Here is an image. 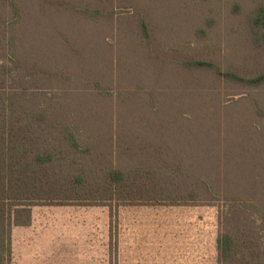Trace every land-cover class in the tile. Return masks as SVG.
<instances>
[{
    "label": "rangeland",
    "instance_id": "1",
    "mask_svg": "<svg viewBox=\"0 0 264 264\" xmlns=\"http://www.w3.org/2000/svg\"><path fill=\"white\" fill-rule=\"evenodd\" d=\"M16 1L15 21L0 0V90L61 122L57 143L76 134L85 149L63 142L68 162L94 178L160 168L205 197L33 205L11 264H219L226 229L264 249V217L239 199L264 209V83L242 81L264 73L251 24L264 0ZM198 176L228 196H206Z\"/></svg>",
    "mask_w": 264,
    "mask_h": 264
},
{
    "label": "trees",
    "instance_id": "2",
    "mask_svg": "<svg viewBox=\"0 0 264 264\" xmlns=\"http://www.w3.org/2000/svg\"><path fill=\"white\" fill-rule=\"evenodd\" d=\"M10 4L15 13L12 19L16 21L20 17L19 4L16 0H10ZM251 24L255 41H264V5L253 12ZM143 28L147 31L145 24ZM189 66L234 77L208 61L195 60ZM242 81L261 85L264 73ZM58 123L61 122L51 118L46 110L17 104L14 96L0 90V264H11L13 229L31 224L33 205L182 204L205 197L196 189L183 190L176 181L177 175L146 165L111 168L103 177L96 178L76 170L68 162V151L62 143L68 142L75 150L82 151L85 147L69 128L64 135L59 131L58 143L53 140L51 131ZM198 181L205 187L206 196L213 199L228 196L218 192L209 178L198 176ZM239 199L264 217V209L245 198ZM249 237L240 230L221 231L217 240L219 264H264V249Z\"/></svg>",
    "mask_w": 264,
    "mask_h": 264
}]
</instances>
